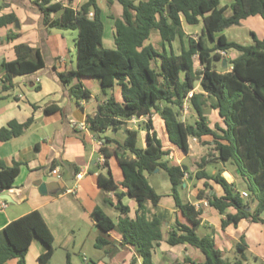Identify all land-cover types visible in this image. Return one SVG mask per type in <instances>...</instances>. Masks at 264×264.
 <instances>
[{"label": "trees", "instance_id": "16d2710c", "mask_svg": "<svg viewBox=\"0 0 264 264\" xmlns=\"http://www.w3.org/2000/svg\"><path fill=\"white\" fill-rule=\"evenodd\" d=\"M49 0L35 3L44 17L48 28L77 31L76 69L58 75L62 84H70L79 77H96L100 80L101 94L106 101L98 106V113L86 119L87 129L99 136L106 130L118 131L133 117L141 118L156 113L163 120L169 141L184 153L189 150V139L200 140L211 136L210 151L197 163L196 179L211 180L224 191V196L208 195L205 190L198 192V201L207 200L208 206L219 214H225L222 228L237 226L241 220L264 225V39L253 38L250 45H242L227 40L223 35L214 34L237 26L241 20L259 15L264 20V0H233L229 7L221 5V0H106L108 6L118 3L121 15L112 17L114 21V49L102 46L104 26L101 8L97 0H88L78 10L65 7L54 20L49 15L61 9L58 3ZM230 14L226 15V11ZM92 12L93 16L88 17ZM14 15L0 17V28L15 23ZM197 26L202 24V32L197 39H187V48L179 54L169 52L165 44L182 40V24ZM157 31L162 43L158 51L152 44H146L151 31ZM11 38V37H10ZM208 39L213 43L208 46ZM16 59L2 64L5 79L12 76L33 73L45 66L38 49L26 44L14 47ZM232 51L236 55L227 60L230 70L222 69L220 52ZM197 59L200 68L195 67ZM226 59V58H225ZM120 87L122 102H117L112 94L114 86ZM200 86L202 92L190 91ZM76 101L89 99L90 91L77 82L70 89ZM212 99L213 102H208ZM196 118L190 123L181 119L184 103ZM216 110L223 127L213 128L207 123L204 110ZM33 119L23 123L9 121L0 128V141L6 142L21 136ZM126 137L117 149L100 148L104 164L114 155L121 169L123 180L119 184L125 189L117 193L116 209L121 213L114 222L100 208H95L90 216L101 235L95 247L111 248L108 233L117 227L122 244L136 247L141 264L152 263V250L163 238L164 216L149 215L147 203L157 207L161 196L150 186L145 173L164 171L171 185L174 208L182 214L189 225L179 221L175 231L168 234L169 245L188 244L197 248L204 261L199 264H231L223 253L215 247L212 233L204 236L196 233L201 223V211L190 202H184L178 188L184 183V164L173 165L167 158L168 151L161 149L155 135H146V146H138L137 129H125ZM109 142V139H105ZM115 142V141H113ZM230 165L239 183L244 185L246 198L240 196L236 184L228 183L222 170L214 174L204 171L209 163ZM19 173V164L6 166L0 160V193L12 187ZM98 184L104 189L118 186L111 174L98 176ZM205 187L208 185L205 183ZM135 200L137 209L133 218L129 208L121 204L123 196ZM233 209V214L226 213ZM249 209V211H247ZM36 237L47 246V251L38 258L39 264H46L53 254V236L38 211L15 219L0 232V264L17 259L18 264H26V254ZM242 253L246 250L244 236L236 244ZM111 251V249L109 250ZM184 263L196 264L190 259ZM173 263V264H184ZM67 264L69 260L67 259ZM232 264H243L241 259Z\"/></svg>", "mask_w": 264, "mask_h": 264}, {"label": "crops", "instance_id": "0c3cea01", "mask_svg": "<svg viewBox=\"0 0 264 264\" xmlns=\"http://www.w3.org/2000/svg\"><path fill=\"white\" fill-rule=\"evenodd\" d=\"M40 1L0 0V17L12 14L16 18L15 23L0 28V128L5 127L12 120L23 123L30 117L33 119L21 136L6 142L0 141V160L6 166H11L14 162L19 164V173L12 187L0 193V202L4 200L7 203L5 208L0 209V232L11 221L31 211H38L53 236V254L46 264H59L61 259L64 264H67V259L70 264H79L77 260L72 259L70 251L74 249L84 251L87 245L91 247L92 258H85L82 253L83 264H141L136 254V247L122 244L117 227L108 233L113 246L97 249L95 241L101 235V231L90 216L95 208L102 209L110 218V212L115 213L116 219L121 216L115 206L118 203L117 193L125 192V189L119 185L123 180L122 172L114 155L104 164L100 148L117 149V143L122 144L126 137L125 129H137L142 137V146L139 147L145 148L147 134L155 135L160 141L161 149L168 151L167 158L171 164L181 165L183 164L181 162L187 159L192 161L190 169L185 165L188 173L184 175L181 188L184 189L185 195V200L182 201L198 206L201 211V223L196 233L204 236L211 232L215 247L226 259H228L226 255L236 248L243 235L246 250L241 259L242 263L264 264V225L241 220L237 226L228 225L222 228L221 223L225 214L221 215L209 207L207 200L198 201L195 198L201 190H205L208 195L224 196L223 189L215 182L195 178V173L199 170L198 161L210 151L211 145L206 143L212 142L211 136H203L200 140L192 139L196 145L200 144L202 148L209 149L200 156L196 152L192 153L190 139L187 153L175 147L167 137L163 120L156 113L137 119L136 123L144 122L143 125H136L129 120L120 130L108 129L99 136L87 129V117L95 116L98 113V106L104 103L107 97L101 94L100 80L96 77H79L70 84L60 82L58 77L60 73L74 70L69 52L76 49V44L70 50L72 46L65 36L66 30L48 28L35 4ZM49 1V4L58 3L61 6L60 10L49 15V19L54 20L60 16L65 7L78 10L88 0ZM232 2L233 0H221V5L229 7ZM97 3L102 10L101 18L104 26L102 42L105 38L103 21L105 16L110 20L108 42L111 46L107 49H114L115 31L112 17L121 15V7L116 2L108 6L106 0H97ZM100 3L107 9L104 10ZM118 6L120 13H111L113 9L117 12ZM229 14L230 10H227L226 15ZM182 28L184 37L182 40H174L170 45L165 44L167 51L179 54L182 47L187 48V39H196L202 32V24L190 26L183 23ZM235 29H246L245 34L250 36L251 44L254 37L260 41L264 39V20L259 15L248 17L241 20L237 26L215 33L214 38L223 35L227 40L241 44L237 42V37L230 33ZM188 31L200 33L193 36L188 35ZM148 41L146 44H149ZM159 43L160 50L152 45L156 50L161 51L163 48L161 40ZM19 44L38 49L45 66L33 73L12 76L10 80H6L2 64L16 59L14 47ZM212 45L213 43L209 41L208 46ZM235 55L232 51L226 52V61L233 59ZM195 67L200 68L196 63ZM227 69L230 70L228 64ZM77 82L90 91L89 99L76 101L70 94L71 87ZM195 91L202 92L200 86H197ZM112 94L117 102H122L118 85L114 86ZM188 112L193 114L189 110ZM204 113L210 128L215 125L223 127L216 110L205 109ZM185 117L186 115L183 120ZM128 124L135 126L129 127ZM106 138L109 142H106ZM98 141L102 146L98 145ZM196 157L199 159H195ZM215 164L218 167L209 174L222 170V176L228 183L240 184L233 168H228V164L220 162ZM52 169L58 170L59 178L51 174ZM108 171L118 186L116 189L107 190L98 184V176H107ZM79 172H82V178L76 179V174ZM40 183L47 185L45 194L38 191ZM205 183L208 185L207 188ZM150 186L155 190L154 186L151 184ZM236 188L238 189L237 186ZM168 196L171 197V193ZM121 204L129 208L128 215L133 218L137 209L135 200L125 195L121 199ZM147 208L149 215H162L166 212L161 229L163 238L152 250L153 264L184 263L185 259H190L196 264L204 261V255L195 247L188 244L172 246L167 243L168 234L176 229V221L189 225L180 211L174 208L173 198L172 201L164 202L161 197L157 207L147 203ZM234 212L231 208L226 210V213ZM262 217L264 218V213ZM47 249L43 242L33 237L25 257L26 264H39V256ZM228 260L232 264L236 259ZM4 264H18V262L17 259H11Z\"/></svg>", "mask_w": 264, "mask_h": 264}, {"label": "rangeland", "instance_id": "374dc122", "mask_svg": "<svg viewBox=\"0 0 264 264\" xmlns=\"http://www.w3.org/2000/svg\"><path fill=\"white\" fill-rule=\"evenodd\" d=\"M100 5L105 10V8H106L105 5L102 4V3H100ZM108 13H110V12L108 11ZM111 13H114V14L118 13L119 14L120 13L119 6H118V11L117 12L114 11V9H113V10H111ZM103 21H104V25H105V38H104V40L102 42V46L104 48H107V47L111 46V45H109V42H108L109 41V36H110L109 35L110 34V27H109L110 26V20H108L105 16H103ZM246 31H247L246 29H235V30H232L230 33H232V35L234 34V36L237 37L236 38L237 42H240L241 44H244V45H248V44H251L252 40H251L250 36L245 34ZM64 33H66L65 36H66V38L68 40V43L70 44V46H72V47H70V50H71L72 48L75 47L74 44H75L76 38H77V31H75V30H66V31H64ZM186 33H187V31H186ZM199 33H200L199 31L191 32V33H189V31H188V35H193V36L194 35H198ZM159 41H160V37H159L158 32L153 30L150 33V37H149V41L148 42L153 44L155 46V48L160 50ZM206 41H207V43L209 42L208 39H206ZM69 55H70V58H71V60L73 62V69L75 70L76 69V49L71 50L69 52ZM195 60H196L195 63L198 64V66H200L198 61H197V59H195ZM208 102L209 103L213 102V100L209 99ZM206 109L209 110V108H206ZM194 119H195V115L194 114H190L189 112L186 114V117H185V121L186 122H190L191 123ZM143 123L144 122L136 123V125H139V124L143 125ZM127 126L133 127L135 125L134 124L133 125L132 124H128ZM141 140H142V137H141V134H139L138 146H142V141ZM190 145H191V149L193 151L192 153L196 152V153H198V155L200 154V156H201L202 152H205V151L208 152V150H209L208 147L202 148V146L200 144L196 145L192 141V139H190ZM195 159H199V158L196 157ZM181 163L186 165L189 169L192 167V164H193L190 159H187V160H185L184 162H181ZM216 167H218L217 164L209 163V164L206 165L205 171L207 173H211L214 170V168H216ZM227 167L228 168H232L230 165H228ZM155 174L156 175L145 173V176H146L148 182L152 186H154L156 192L158 194H161V197H162L164 202L172 201V198L168 196V194L171 193V185H170V183L168 181L167 174L164 171H160L159 173H155ZM194 181L197 182L196 179H194ZM236 186L238 187V189H244L245 188L243 184H239V185H236ZM178 194H179V196H180V198L182 200H185L184 189L182 190V188H178ZM110 215H111V218H112L113 221L117 220L115 213H113V212L111 213L110 212ZM90 248H91L90 245H89V247L87 245L85 247L84 251H78L77 249L71 250L70 254H71L72 259L73 260H77L79 264H83V262L81 261V254L82 253L84 254L85 258H92V254H91L92 250ZM243 255H244V253H242L241 251H238L236 248H234V250H232V252H230L226 256H227L228 259H231V260L232 259L240 260V259L243 258ZM59 264H64L62 259L59 261ZM88 264H92V263H88ZM250 264H253V262L250 263Z\"/></svg>", "mask_w": 264, "mask_h": 264}, {"label": "built area", "instance_id": "2783aa9c", "mask_svg": "<svg viewBox=\"0 0 264 264\" xmlns=\"http://www.w3.org/2000/svg\"><path fill=\"white\" fill-rule=\"evenodd\" d=\"M92 16H93L92 12H89V13H88V17H92ZM220 54H221V56H222L223 59L226 58V52H223V51H222V52H220ZM194 92H195V90L190 91V92L188 93V95H187V98H191ZM188 110H189V105H188V103L186 102V103H184V105H183V112H182V115H181V119H182V120H183L184 116L187 114ZM141 118H142V117H141ZM141 118L133 117V118L130 119V121H131L132 123H136V122H137L139 119H141ZM137 119H138V120H137ZM98 145L102 146V143L98 141ZM51 174L54 175V176H56L57 178H59V172H58L57 169H52V170H51ZM82 175H83L82 172L77 173V174H76V179H80V178H82ZM240 196H241L242 198H246V197H247V193L244 192V191H242V192H240ZM6 205H7V203H6L4 200H2V201L0 202V209L5 208ZM204 205H207V203H204ZM195 208H196V209H199L198 206H196Z\"/></svg>", "mask_w": 264, "mask_h": 264}, {"label": "water", "instance_id": "95a60500", "mask_svg": "<svg viewBox=\"0 0 264 264\" xmlns=\"http://www.w3.org/2000/svg\"><path fill=\"white\" fill-rule=\"evenodd\" d=\"M221 63H222V69H226L227 68V61H226V59H223L221 61ZM182 169H183V171H186L187 170V167L184 166ZM155 172H156V170H155ZM38 191L41 194H45L47 192V185L45 183H40L38 185ZM247 211H249V209H247Z\"/></svg>", "mask_w": 264, "mask_h": 264}]
</instances>
